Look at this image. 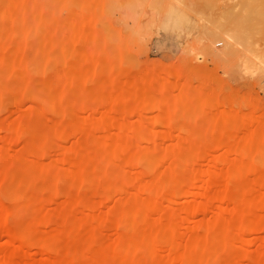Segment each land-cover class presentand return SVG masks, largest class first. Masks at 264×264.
<instances>
[{
    "label": "rangeland",
    "instance_id": "obj_1",
    "mask_svg": "<svg viewBox=\"0 0 264 264\" xmlns=\"http://www.w3.org/2000/svg\"><path fill=\"white\" fill-rule=\"evenodd\" d=\"M0 264H264V0H0Z\"/></svg>",
    "mask_w": 264,
    "mask_h": 264
},
{
    "label": "bare ground",
    "instance_id": "obj_2",
    "mask_svg": "<svg viewBox=\"0 0 264 264\" xmlns=\"http://www.w3.org/2000/svg\"><path fill=\"white\" fill-rule=\"evenodd\" d=\"M256 12L257 11L254 10V8L250 6V4H246L245 5V11H244V13H242L243 15L240 17V20L238 21V24L241 23L242 26L243 25L251 24L253 22L252 18L254 17V15L256 14ZM257 15H259V14H256L255 15V19H257L259 17Z\"/></svg>",
    "mask_w": 264,
    "mask_h": 264
}]
</instances>
